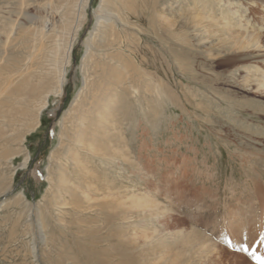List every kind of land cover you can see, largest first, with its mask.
I'll use <instances>...</instances> for the list:
<instances>
[{"label": "rangeland", "instance_id": "obj_1", "mask_svg": "<svg viewBox=\"0 0 264 264\" xmlns=\"http://www.w3.org/2000/svg\"><path fill=\"white\" fill-rule=\"evenodd\" d=\"M131 2L0 0V264H264V0Z\"/></svg>", "mask_w": 264, "mask_h": 264}, {"label": "bare ground", "instance_id": "obj_2", "mask_svg": "<svg viewBox=\"0 0 264 264\" xmlns=\"http://www.w3.org/2000/svg\"><path fill=\"white\" fill-rule=\"evenodd\" d=\"M87 1L88 0H86V3H87ZM134 1V0H133ZM47 2V1H46ZM130 2H131V0H130ZM107 3V0H101V5H100V7H99V9H98V12L96 13V18H98L97 19V23L99 24L98 25V27L101 25V26H103L104 25V21H103V18H108V17H111V16H116V17H118V14H116V13H114V14H107V10H105V9H103V6H104V4H106ZM46 4V3H45ZM109 4H111V3H109ZM122 4H123V2H122ZM131 4H132V2H131ZM42 5V6H41ZM39 4L38 6L39 7H43V4ZM47 5H48V3H47ZM134 5V4H133ZM46 9V8H45ZM164 9V8H163ZM163 10L161 9L159 12H162ZM230 11V10H229ZM221 12L223 13L224 12V10L223 9H221ZM232 12V11H231ZM224 14H225V12H224ZM117 19H120V17H118ZM186 19V17H183V18H179V20H185ZM167 20H164V22H166ZM122 24L123 25H127L128 24V22L127 21H125V19H122ZM170 25H175V23H171L170 22ZM221 37H222V40L220 41V42H218V43H214V42H210V46H217V48L219 49V50H221V49H227V46L225 45L228 41H232V42H236V41H238V37L236 36V35H234L231 31H224V33L221 35ZM246 37L247 38H250L251 37V35H246ZM115 72H116V70H114ZM113 71V72H114ZM111 72H112V67H110V72H109V76L111 75ZM117 74L118 73H115L114 75H112V83H109V82H105V81H101V83H99L98 85H97V88H98V90H99V92L97 93V97H94V112H95V114L99 117L96 121H94V124L96 125V127L97 128H99V126H100V124H102V121H103V117H100V115L101 114H105V115H108V114H111V112H112V108H111V106H109V105H107L106 103H105V94L108 92V90H110V88L113 86V84H114V82L116 81V83H120V79H118V76H117ZM119 78H121V77H119ZM261 84L260 85H263L264 84V75L262 76V78H261ZM118 89V88H117ZM113 94L115 93V92H117L116 91V88H113ZM36 91H35V89H30V91H24L23 93H22V95H29V94H33V93H35ZM53 92L54 93H58L59 92V86L58 87H56L54 90H53ZM118 92H121L120 91V89H119V91ZM117 92V94H119ZM27 93V94H26ZM115 95V94H114ZM45 97H46V95H45ZM79 97V96H78ZM18 99H20V98H18ZM15 100V99H14ZM101 102H103L104 103V106L103 107H101V108H98V109H95V107L99 104V103H101ZM46 105V102H44L43 104H42V106H40V109L39 110H37L36 112H37V114L35 115V117H37L39 114H40V112H41V108L43 109V107ZM83 117L80 115V119H82ZM5 122V121H4ZM96 133L94 132V131H92V135H95ZM90 145H91V141H87V139H86V148H88V147H90Z\"/></svg>", "mask_w": 264, "mask_h": 264}, {"label": "snow or ice", "instance_id": "obj_3", "mask_svg": "<svg viewBox=\"0 0 264 264\" xmlns=\"http://www.w3.org/2000/svg\"><path fill=\"white\" fill-rule=\"evenodd\" d=\"M257 259H259V257H257Z\"/></svg>", "mask_w": 264, "mask_h": 264}]
</instances>
